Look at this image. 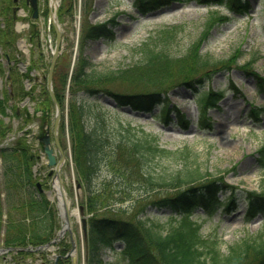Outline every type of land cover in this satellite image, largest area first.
<instances>
[{
    "label": "rangeland",
    "instance_id": "obj_1",
    "mask_svg": "<svg viewBox=\"0 0 264 264\" xmlns=\"http://www.w3.org/2000/svg\"><path fill=\"white\" fill-rule=\"evenodd\" d=\"M133 2L134 0H58L57 14L63 35L59 58L66 59L64 62L69 68L67 81L77 59L83 55L93 63L97 71L114 74L104 82L97 80L95 83L98 87L115 93L158 91L169 105L183 113L189 124H183L174 112L172 114L176 118L172 116L170 121H162L157 116L161 111L160 104L156 105L153 113L136 111L132 107L112 105L114 98L107 92L91 95L79 91L77 97L81 102L84 101L88 111L84 119L86 129L91 130L98 125L105 141L99 168L92 174L91 181L87 182L75 159L66 85L65 96L60 101L62 119L59 135L66 157L61 173L71 201V209L78 208L80 212L79 218L74 215L72 217L77 264H99L97 261L88 260L85 249L88 222L93 216L118 215L137 221L142 219L167 231L174 219L169 217V209L159 207L158 201L161 197L176 194L186 186H200L211 179L222 180L226 184L227 189L219 191V195L225 202L233 195V203L229 208L224 206L213 217H207L203 211H200L203 215L196 213L194 217L202 223V233L218 236L222 252H228L233 244L246 236L257 232L264 234V214H257L251 221L246 219L250 192L264 191V166L258 153V149L264 144V80L259 78V75H264V0H250L251 9L248 13L234 12L224 5H205L196 0H170L167 4L141 13ZM49 5V0H40L42 10H48ZM215 9L230 16V19L216 23L205 34V21ZM43 12H40L37 19V24L42 29V43L30 41L28 51L22 53L19 50L26 63L32 55L36 59L41 50L43 59H40L34 69V74L40 77L48 73L56 39V33L50 29L51 24L48 23L49 16ZM104 22H109V26H112L113 38L102 36L85 42L82 46L85 38L82 34L84 24ZM175 25L176 31L167 41H163L162 33ZM27 30L26 27L20 31L18 41L21 37L27 39ZM201 37L204 39L200 48L203 54L210 55V59L224 61L223 59L235 53L236 62L230 68L217 70L214 74L207 71L212 77L203 80L197 90L176 84L185 77L178 73L176 66L170 68L172 74L169 77L155 79L152 73L146 71L145 65H141L144 55L140 48L145 42L150 41L154 43L151 47L164 49L179 58ZM249 61L253 63L247 65ZM120 72L123 75H119ZM202 72L204 70L197 69L188 77L199 74L206 77ZM14 76L18 78L17 73ZM6 85L8 84L5 82L0 83V94L1 91L6 93ZM14 86L17 91L16 102L11 108L12 112L10 110V116L5 118V123L13 122V125L10 123L12 129L7 132L8 135L16 134L30 123L26 125L24 117L27 106H21V115L16 114L18 104L22 105L24 99L20 95V82L14 83ZM209 89L221 91L223 97L217 106L203 108L208 114L205 118L198 107V96L200 92ZM37 92H41V89L34 90L36 104L33 99L29 100V104L36 110L33 118H39L33 127L43 133L45 126L51 124L55 110L48 104L47 95L41 96ZM130 108L132 112L129 111ZM131 127L137 128L136 130L143 128L157 134L158 143L165 148L176 150L187 146V160H174L171 156L161 154L152 156L142 148L130 150L128 140L134 138L136 132ZM49 129L52 132V126ZM25 136L24 134L21 137ZM36 136L34 129L26 136L32 141V150L33 145L39 147L40 142L36 140ZM38 147L31 151L36 155L32 164L33 177L36 182H41L42 192L47 196V192L53 188V178L49 175L50 169L43 153L41 152L40 158L37 155L42 150ZM81 163L86 169L84 158ZM185 169H197L198 176L193 181L180 184L178 172ZM170 175L179 177V180L171 181L174 187L159 184L163 177ZM8 178L0 161L2 199L6 192L4 184L22 189L21 185L12 186ZM95 190L96 194L100 193L99 204L96 209L89 210L87 201ZM51 202L57 208V197ZM6 218L4 211L1 220L4 222ZM83 218L86 219V229ZM57 220L59 225L55 229L56 233L62 226L59 214ZM57 242L62 243L59 249L54 243L53 251L47 250V258L36 254L27 257L26 261H31V264H42V261H46L45 264H50L48 260L54 261L55 254L62 253V246L67 248L64 256L73 249L68 232ZM123 245L118 242L117 249L121 250ZM103 258L109 264L118 261L115 252L110 249L105 250ZM11 259L10 252L0 254V264H14L15 261ZM62 260L63 264L73 263L72 256L69 255Z\"/></svg>",
    "mask_w": 264,
    "mask_h": 264
},
{
    "label": "trees",
    "instance_id": "obj_2",
    "mask_svg": "<svg viewBox=\"0 0 264 264\" xmlns=\"http://www.w3.org/2000/svg\"><path fill=\"white\" fill-rule=\"evenodd\" d=\"M169 1L135 0V5L140 11L147 12L167 4ZM196 1L205 5H224L231 11L238 13H247L251 8L249 0ZM3 2H5L3 7H1L0 2V14L6 18V27H3L1 32L2 35L7 32L11 42H13L15 33L12 30L11 2L9 0ZM228 19L230 16L220 13L217 9L212 10L205 21V34H208L216 23ZM170 28L164 31L162 36L160 35L163 41H167L172 36L177 25ZM82 34L85 37L82 40L83 46L85 42L101 36L113 38L114 31L109 26V22H104L101 24H84ZM203 40V37L199 38L179 58L174 57L164 49L157 50L156 47H151L154 43L152 44L150 41L145 42L140 48L144 55L141 65H145L146 71L152 73L155 79L161 78V76L169 77L172 74L170 68L176 66L178 73L185 76L176 84L196 88L203 80L212 77L210 73H206L207 71H212L214 74L217 70L230 68L232 63L236 62L235 53L227 59H223L224 61L210 59V55L200 51ZM7 43L10 42L7 41ZM64 60L66 61L65 58L58 59L53 79L54 88L58 100L61 101L62 96H65L66 85L68 86L67 90L70 92L68 97L69 119L75 147V159L82 175L85 176V180H88L87 182L91 181L92 174L97 172L99 168L100 158L104 152L102 146L105 147V141L101 134L102 129L98 125L91 130L86 129L84 119L88 111L84 101L81 102L77 97L79 91L91 95L106 91L114 96L118 104L131 105L140 110L153 111L157 104H161V111L157 113V116L162 120L170 121L172 119L171 112L174 111L176 112L175 115L179 116L180 121L188 125L189 120H186L183 114H179V110L169 105L165 97H161V93L158 91L115 93L98 87L95 83L97 80L104 82L114 74L97 71L93 63L83 55L77 59L71 77L67 81L69 68H67L68 65ZM250 63L252 64L253 61H249L247 65ZM197 69L204 70L202 73L206 74V77L201 74L196 77H188ZM0 70L2 71V67ZM119 75H123V72H120ZM259 78L264 80V75H259ZM19 88L20 95L23 96L25 93L23 85L20 84ZM43 91H46L45 87H43ZM165 91L161 92L164 93ZM221 96L222 92L215 90H206L201 93L199 105L202 114H205L204 107L217 105ZM9 98V94H7L5 100H0V111L4 115L9 114L7 111V108L10 107ZM47 98H49L46 99L48 104H52L50 97L47 96ZM11 129L10 123H5L4 119H0V140ZM131 129L136 132L134 133L135 137L128 140L130 150L135 151L142 148L152 156L161 154L171 156L174 160H187L189 156L187 146L183 149H168L158 143V135L147 132L143 128L136 130L137 128L131 127ZM31 151L33 150L26 136L19 137L12 145L0 147V158L5 174L9 176L8 179L12 186H22V189H19L4 184L6 192L3 199L0 189V245L23 247L13 254V260L16 264H31L26 261V258L33 256L34 252L25 250L24 247L48 242L53 238L56 233L55 229L59 225L57 208L40 191L33 177L32 164L36 155ZM259 155L261 164L264 166V144L259 149ZM82 158H84L86 169L81 163ZM178 173L180 180L179 177L170 175L163 177V181L159 184L174 187L175 185L171 183L173 179L184 184L193 181L198 176L197 169L180 170ZM220 181L222 180L211 179L200 186H186L185 189L176 194L161 197L158 201L159 207L169 209L171 211L169 217L174 219V223L170 225L167 231L161 227L156 228L154 223L151 225L142 219L137 221L118 215L93 216L88 222L85 238L88 260L97 261L99 264H109L104 260L103 255L106 249H112L115 251L118 260L115 261V264H264L263 233L257 232L242 238L233 244L228 252H222L219 247L218 236L214 237L202 233V223L194 217L196 213L203 215L200 212L203 211L207 217H213L224 206L229 208L230 204L233 203L231 198L225 202L217 194L220 189L226 186L223 181L222 184ZM99 194H96V190L92 192L93 196L87 201L89 210L96 209L99 204ZM248 198L246 219L250 221L257 214H264V191L253 190ZM4 211H6L7 218L3 222L1 216ZM118 241L124 244L121 250L115 246ZM66 251L67 248L62 246L61 252L66 253ZM63 262L64 260L60 259L58 264H63Z\"/></svg>",
    "mask_w": 264,
    "mask_h": 264
},
{
    "label": "water",
    "instance_id": "obj_3",
    "mask_svg": "<svg viewBox=\"0 0 264 264\" xmlns=\"http://www.w3.org/2000/svg\"><path fill=\"white\" fill-rule=\"evenodd\" d=\"M28 1H30L32 3V5L35 9L34 16H37V14H38V0H28ZM54 15L55 14L53 13V11H51V17H54ZM54 24H55V28L57 31V43H56V47H55V50L53 53L52 63H51L49 75H48V89L50 91V94L52 96V99H53L55 107H56V116H55V122H54V135H55V139H56L58 149L61 153V157H60V160L58 162L56 159V155L54 153V149L50 145V142H51L50 136H46V137L42 138L41 140L45 144L44 152L47 153L48 160H49L48 164L49 165L56 164L55 177H57V179H58L59 187H60V193H61V197H62V201H61V203L59 202L58 207L60 210V215H61L62 219L64 220V224L62 225V228L59 231V237H62L64 235L66 229L69 230V232L71 233L72 244H73V264H77L78 256L76 254V251H77V249H76L77 248L76 247V237H75V233L73 231L72 220H71V216L73 214V211L70 209V205L67 201V197H66L65 190H64L63 177L61 176V172H60V168H61L63 162L65 161V154L63 152V149H62V147L59 143V139H58V128H59L60 118H61V106L57 100V97H56V94H55V91L53 88L52 76H53V70L55 67L56 59H57V56L60 52L61 30H60V27H59V24L57 23V21H54ZM83 221H84V225H85L86 219L83 218ZM50 245H51V243H46L44 245L39 246L38 248H48V247H50ZM6 250H8V248L0 247V252L6 251Z\"/></svg>",
    "mask_w": 264,
    "mask_h": 264
},
{
    "label": "bare ground",
    "instance_id": "obj_4",
    "mask_svg": "<svg viewBox=\"0 0 264 264\" xmlns=\"http://www.w3.org/2000/svg\"><path fill=\"white\" fill-rule=\"evenodd\" d=\"M58 3V0H54V4L56 5ZM55 191H56V193H58V197H59V199H60V201H61V193L59 194V188H58V185L57 184H55V189H54ZM69 200V199H68ZM70 202V201H69ZM75 214H76V216L79 218V211H78V209L76 208V210H75Z\"/></svg>",
    "mask_w": 264,
    "mask_h": 264
},
{
    "label": "flooded vegetation",
    "instance_id": "obj_5",
    "mask_svg": "<svg viewBox=\"0 0 264 264\" xmlns=\"http://www.w3.org/2000/svg\"><path fill=\"white\" fill-rule=\"evenodd\" d=\"M16 3H17V6L20 7V5H21V0H16Z\"/></svg>",
    "mask_w": 264,
    "mask_h": 264
}]
</instances>
